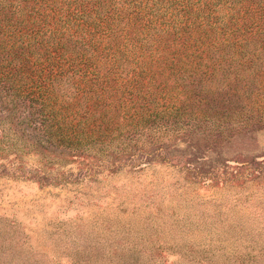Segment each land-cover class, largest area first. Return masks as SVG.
<instances>
[{
	"label": "trees",
	"instance_id": "1",
	"mask_svg": "<svg viewBox=\"0 0 264 264\" xmlns=\"http://www.w3.org/2000/svg\"><path fill=\"white\" fill-rule=\"evenodd\" d=\"M261 91L264 0H0V158L165 159Z\"/></svg>",
	"mask_w": 264,
	"mask_h": 264
},
{
	"label": "rangeland",
	"instance_id": "2",
	"mask_svg": "<svg viewBox=\"0 0 264 264\" xmlns=\"http://www.w3.org/2000/svg\"><path fill=\"white\" fill-rule=\"evenodd\" d=\"M196 129L115 168L0 158V264H264V118Z\"/></svg>",
	"mask_w": 264,
	"mask_h": 264
}]
</instances>
